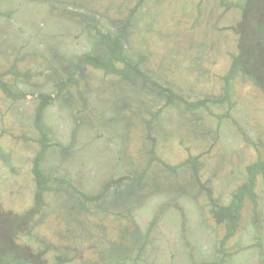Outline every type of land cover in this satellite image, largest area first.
<instances>
[{
	"label": "rangeland",
	"instance_id": "374dc122",
	"mask_svg": "<svg viewBox=\"0 0 264 264\" xmlns=\"http://www.w3.org/2000/svg\"><path fill=\"white\" fill-rule=\"evenodd\" d=\"M137 2L0 0V78L21 94L0 88V230L33 203L45 142L39 168L53 189L16 237L49 261L66 252V264H264V173L254 168L264 91L240 71L224 89L232 55L264 85L261 0L136 8L123 53L181 97L173 103L132 85L118 60L115 71L74 70L83 54L107 57L91 26L113 35ZM40 93L52 97L37 127ZM245 184L232 220L225 207Z\"/></svg>",
	"mask_w": 264,
	"mask_h": 264
},
{
	"label": "trees",
	"instance_id": "16d2710c",
	"mask_svg": "<svg viewBox=\"0 0 264 264\" xmlns=\"http://www.w3.org/2000/svg\"><path fill=\"white\" fill-rule=\"evenodd\" d=\"M143 0H138L136 3L135 7L131 9V11L127 14L126 18L124 19V24L120 28V30H117L114 32L112 35L111 32L105 31L100 29V27L96 25H92V30L95 34V37L97 39V42L99 44H102L105 47V50L107 49V57L102 58L99 56H90L89 54H83L79 57V61L73 65L74 70L77 67V64L80 63H92L96 67L102 68L106 72L110 71H115L116 68L113 66L116 60L118 62L122 63V67L126 68V70L123 68H120L121 73L125 78L134 86L137 87H144L150 90L154 95L156 96H164L167 100V103H173L176 98L181 97L179 95H176L175 92L164 85L160 84L159 82L156 83L154 79L148 74L143 71H140L137 68L136 62L133 61L129 56H125L123 53V46H122V39L123 35L125 34V30L128 26L130 17L132 14L135 12L136 8L142 3ZM245 2V7L249 3L252 2V0H244ZM261 4L257 7L260 9L259 15H261L260 18V23L262 26V32L264 34V0H261ZM245 14V9L243 12V16ZM235 30V29H233ZM113 33V32H112ZM235 35L237 36L236 32L234 31ZM237 38V37H236ZM261 54L264 55V49L262 47L261 49ZM232 61L231 64L227 70L226 75L224 76L225 80V85L224 89L225 91L228 88V83L230 79L234 76L236 71H240L243 75H248L253 79V82L259 86L264 91V85H262L261 80L257 78V76L253 73V71H246L245 64L243 63L242 59H238V56L232 55ZM241 58V57H240ZM145 84H153L151 89L148 88ZM0 88L8 95L11 97H20L21 94H16V93H11L5 83V81L1 80L0 78ZM62 88H58V91H60ZM168 95V97L166 96ZM224 97H227V93L225 92ZM52 95L49 96L46 93H40L38 98L40 99V103L36 108V118H35V123L36 126L39 127L40 124V119H41V114H42V109L43 106L47 104V101L51 99ZM165 101V102H166ZM199 104H204L205 100H200L198 102ZM196 103V105H198ZM195 105V103L193 104ZM41 127V126H40ZM40 132H43V130L40 128ZM40 149L37 152L35 158L33 159V164H32V175L37 183V189L34 191V196H33V203L29 206V208L23 209L19 215L22 217V221L19 222V224L12 223L7 230H0V264H66L67 261L69 262L72 260L70 259V256L68 257L66 252L64 253V256L56 255L53 259V261H49L46 257H44L45 250H37L33 251L30 246L24 245L19 243L18 241V234L26 232L28 230L29 224L33 220V217L35 214L40 210V208L44 204V199H43V194L46 191H49L53 189V185L50 183V178L49 175H45L39 168V160L41 157L44 155V151L47 147V144L45 142L40 143ZM260 168L263 173H264V161L262 162H256L254 165V168ZM252 180V178H251ZM66 182L68 180L65 179ZM116 180H110V182H115ZM108 182L109 184H111ZM69 183V182H68ZM249 184H245L243 188H241L232 198L231 203L225 207L227 212H230V215L234 216L231 218L232 220H235V210L240 204V201L243 197L244 191L248 190ZM107 185L104 187L106 189ZM71 188V187H70ZM250 188V186H249ZM103 189V190H104ZM102 194V193H101ZM101 194H97L96 196H93L94 198H99L101 197ZM1 211V210H0ZM4 212V211H1ZM18 215V216H19ZM230 219V220H231ZM1 228V226H0Z\"/></svg>",
	"mask_w": 264,
	"mask_h": 264
}]
</instances>
